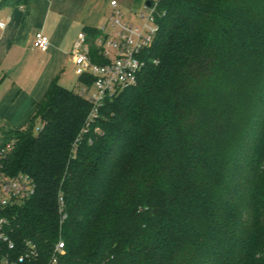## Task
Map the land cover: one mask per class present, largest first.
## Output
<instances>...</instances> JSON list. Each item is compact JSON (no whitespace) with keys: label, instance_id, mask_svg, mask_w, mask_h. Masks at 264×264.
Listing matches in <instances>:
<instances>
[{"label":"trees","instance_id":"trees-1","mask_svg":"<svg viewBox=\"0 0 264 264\" xmlns=\"http://www.w3.org/2000/svg\"><path fill=\"white\" fill-rule=\"evenodd\" d=\"M154 17L136 82L95 118L53 82L21 128L0 127L4 171L35 184L0 264L31 245L45 263L60 239L59 264H264V0H158ZM85 34L106 63L102 31Z\"/></svg>","mask_w":264,"mask_h":264},{"label":"crops","instance_id":"crops-1","mask_svg":"<svg viewBox=\"0 0 264 264\" xmlns=\"http://www.w3.org/2000/svg\"><path fill=\"white\" fill-rule=\"evenodd\" d=\"M109 7L108 0H27L0 7V127L21 128L53 82L68 88L79 77L72 48L85 28L103 26ZM37 32L48 37V50L32 47Z\"/></svg>","mask_w":264,"mask_h":264},{"label":"built area","instance_id":"built-area-1","mask_svg":"<svg viewBox=\"0 0 264 264\" xmlns=\"http://www.w3.org/2000/svg\"><path fill=\"white\" fill-rule=\"evenodd\" d=\"M143 6L147 14L140 13V19L144 20L140 28L130 22L121 20L118 3L110 1L112 13L109 16L111 33H106V25L100 26L102 36L96 40L101 49V55L107 60L106 63H97L92 60L89 44L85 33H81L71 51L76 73L78 76L89 75L94 78L92 86L81 85L79 94L92 104L89 118H95L99 108L104 104L106 98L115 95L122 88L134 84L137 74L143 66L139 59L144 49L150 48L158 26L155 23V7L157 2L149 1ZM49 39L41 32H37L32 40V47L41 51L48 50ZM112 56V57H111ZM94 91L91 92V89ZM14 141H8L0 145V240L8 244V249L13 250L14 245L9 240L8 227L11 211L19 204L29 199L35 190L33 179L25 174L9 176L4 171L3 163L12 149ZM64 198L58 197L59 211L64 209ZM65 254L63 240H58L51 251L47 262L42 264H59ZM39 252L31 245L24 254L18 258L5 257L2 264H39Z\"/></svg>","mask_w":264,"mask_h":264},{"label":"rangeland","instance_id":"rangeland-1","mask_svg":"<svg viewBox=\"0 0 264 264\" xmlns=\"http://www.w3.org/2000/svg\"><path fill=\"white\" fill-rule=\"evenodd\" d=\"M111 1V0H108ZM118 3V8L121 13V20L122 21H127L130 22L140 28L143 27L144 20L140 19L139 15L140 13L144 12V14H147V10L143 8L144 4L146 1H152V2H157L158 0H115ZM112 8L109 7L107 10L106 17L104 19V24L103 26L106 27V33H111L112 32V27L109 24V16L112 13ZM112 57V56H111ZM78 78H74L72 84H68L69 90H73L76 93L80 92V86L78 83ZM94 91V88L91 89V92ZM39 122H36L34 131L37 132L39 129Z\"/></svg>","mask_w":264,"mask_h":264},{"label":"water","instance_id":"water-1","mask_svg":"<svg viewBox=\"0 0 264 264\" xmlns=\"http://www.w3.org/2000/svg\"><path fill=\"white\" fill-rule=\"evenodd\" d=\"M147 4L150 5V2H148Z\"/></svg>","mask_w":264,"mask_h":264}]
</instances>
